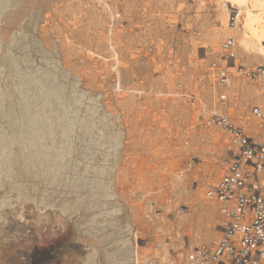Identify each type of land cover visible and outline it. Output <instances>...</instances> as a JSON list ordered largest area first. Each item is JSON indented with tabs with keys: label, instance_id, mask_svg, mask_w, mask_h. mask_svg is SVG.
Masks as SVG:
<instances>
[{
	"label": "rangeland",
	"instance_id": "rangeland-1",
	"mask_svg": "<svg viewBox=\"0 0 264 264\" xmlns=\"http://www.w3.org/2000/svg\"><path fill=\"white\" fill-rule=\"evenodd\" d=\"M254 1L0 0V264H192L222 237L216 117L264 138Z\"/></svg>",
	"mask_w": 264,
	"mask_h": 264
},
{
	"label": "built area",
	"instance_id": "built-area-1",
	"mask_svg": "<svg viewBox=\"0 0 264 264\" xmlns=\"http://www.w3.org/2000/svg\"><path fill=\"white\" fill-rule=\"evenodd\" d=\"M231 26L237 8L231 10ZM233 38L224 43L226 54L234 56ZM250 78L264 75V65L247 72ZM228 83L229 76L221 75ZM224 98V96H222ZM252 113L262 121L264 116L259 106ZM217 122L231 133L237 153L230 161L222 178L208 190L210 197L221 202L223 210V235L213 245L197 247L190 255L192 264H264V138L256 140L240 125H234L226 116H217Z\"/></svg>",
	"mask_w": 264,
	"mask_h": 264
},
{
	"label": "bare ground",
	"instance_id": "bare-ground-1",
	"mask_svg": "<svg viewBox=\"0 0 264 264\" xmlns=\"http://www.w3.org/2000/svg\"><path fill=\"white\" fill-rule=\"evenodd\" d=\"M232 1H234V2H245V0H232ZM256 4H258L259 6H260V10H262V12H264V0H255L254 1ZM238 14H239V12L237 11V15L236 16H238ZM261 14H264V13H261ZM231 15H232V13L230 14V18H229V20H230V22H231ZM235 16V17H236ZM256 19L254 18V16H252L251 14H249L248 16H247V18H246V22H245V25H246V27H247V29H249V30H251V33H252V35H256V36H258V38H259V40L260 41H264V27L261 29V31L260 32H257L256 30H254L253 29V22L255 21ZM234 22H235V19H234ZM234 22H233V26H231V24H230V26L231 27H235L236 25H234ZM231 38H233V37H231ZM234 39V38H233ZM234 41H235V39H234ZM224 47V46H223ZM260 49H263V48H260ZM225 51H226V49H224ZM263 52H264V50H262ZM263 55H264V53H263ZM261 111H262V114H263V116H264V111L261 109ZM258 117V116H257ZM261 122V127H262V121H260ZM262 129H263V127H262ZM264 130V129H263ZM254 137V136H253ZM255 138V137H254ZM256 140H259V139H257V138H255ZM262 140V139H261ZM229 165H230V162H229V164H228V167H227V170H228V168H229ZM216 165L215 164H213L212 165V171H210V173L208 174V177H209V179L210 180H215L216 179V177L218 176V170H217V168L215 167ZM226 170V171H227ZM225 171V172H226ZM225 174V173H224ZM223 174V175H224ZM222 175V176H223ZM222 178V177H221ZM220 178V179H221ZM219 179V180H220ZM218 180V181H219ZM217 181V182H218ZM216 182V183H217ZM214 198V197H213ZM214 199H217V198H214ZM218 200V199H217ZM211 207H212V205H210ZM223 208L221 207V216H223V210H222Z\"/></svg>",
	"mask_w": 264,
	"mask_h": 264
}]
</instances>
